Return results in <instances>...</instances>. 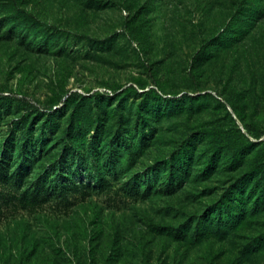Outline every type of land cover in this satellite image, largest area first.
<instances>
[{
    "label": "rangeland",
    "instance_id": "374dc122",
    "mask_svg": "<svg viewBox=\"0 0 264 264\" xmlns=\"http://www.w3.org/2000/svg\"><path fill=\"white\" fill-rule=\"evenodd\" d=\"M0 264H264V0H0Z\"/></svg>",
    "mask_w": 264,
    "mask_h": 264
},
{
    "label": "trees",
    "instance_id": "16d2710c",
    "mask_svg": "<svg viewBox=\"0 0 264 264\" xmlns=\"http://www.w3.org/2000/svg\"><path fill=\"white\" fill-rule=\"evenodd\" d=\"M45 177H47V174H41L40 177L36 180L32 193L35 197L40 195V185L44 184V179ZM63 182L57 180L56 178H54L49 184H48V188L50 190V192H54L55 190H57L59 188V186H62ZM63 187V186H62Z\"/></svg>",
    "mask_w": 264,
    "mask_h": 264
}]
</instances>
